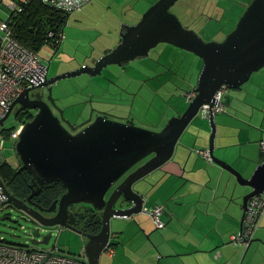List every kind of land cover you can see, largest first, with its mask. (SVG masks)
Segmentation results:
<instances>
[{
    "label": "water",
    "instance_id": "1",
    "mask_svg": "<svg viewBox=\"0 0 264 264\" xmlns=\"http://www.w3.org/2000/svg\"><path fill=\"white\" fill-rule=\"evenodd\" d=\"M178 1L158 0L142 14L137 23L124 25L121 42L99 58L94 66L83 65L79 69L47 78L38 87L26 89L0 122L1 127L17 105L37 111L34 118L24 124L16 144V153L22 162L19 171L26 170L33 180V191L28 203L33 204L32 198L40 194L43 185L61 182L66 188V192L57 200L61 204L58 214L50 218H43L40 212L15 197L0 177L3 189L1 201L20 209L31 218L24 219L34 224L45 228L61 227L82 236L84 257L89 264H100L112 235L114 219L146 214L147 195L143 189H135V184L172 160L178 142L197 118L201 107H214L215 94L223 85L230 89L241 88L254 73L264 68V0H252L235 28L222 41L208 42L195 30L185 28L179 16L171 10ZM162 43L191 52L203 60V66L196 85V98L189 103L184 113L171 118L159 131L142 128L135 122L97 117L92 124L73 135L61 124L60 118L54 114L51 105L43 100L41 93L30 94L38 88L49 86L48 98L57 106L53 98V86L58 81L82 74L101 75L103 68L137 56H148L151 49ZM45 67L47 71L50 69V60L45 62ZM209 123L212 130L210 158L230 173L224 188L225 192L231 188V200L243 210L239 229L241 233L249 212V200L264 191V161L246 178L241 171L214 155L216 125L212 112ZM167 172L170 176H177L173 171ZM238 187L251 188V192L242 195L243 190ZM82 203L91 206L88 212L92 215L84 220V226L98 224V232L90 233L74 227L76 215L69 212V206ZM61 214H68L71 220H61ZM4 219L10 218L7 216ZM13 222L17 223L18 220ZM35 236L39 237L40 234L36 233ZM50 239L51 235H48L36 243L49 244ZM253 241L250 240L247 247Z\"/></svg>",
    "mask_w": 264,
    "mask_h": 264
},
{
    "label": "crops",
    "instance_id": "2",
    "mask_svg": "<svg viewBox=\"0 0 264 264\" xmlns=\"http://www.w3.org/2000/svg\"><path fill=\"white\" fill-rule=\"evenodd\" d=\"M138 1L92 0L87 5L88 10L107 12L102 16L108 19L105 27L109 46L103 49L112 50L120 42L121 28L140 20L146 8L134 6ZM0 10L7 13L6 18L10 14L5 6L0 5ZM114 89L120 91L116 85ZM192 89L196 85L192 84ZM225 104V112L214 114V155L249 178L264 161L260 152V141L264 139V68L244 86L230 91ZM200 113L201 109L197 117H203ZM209 118L203 117L208 122ZM195 120L182 135L172 160L134 186L146 193L145 208L163 206L166 227L157 231L145 213L114 219L109 247L115 254L110 256L104 251L100 264H264V215L249 247L231 243V237L239 233L243 210L231 200V188L225 192L224 183L230 173L195 154V149H199L196 146L210 148L212 134L210 126ZM167 171L177 176H170ZM164 182L172 185L163 188ZM238 188L243 190L242 195L251 192V188Z\"/></svg>",
    "mask_w": 264,
    "mask_h": 264
},
{
    "label": "rangeland",
    "instance_id": "3",
    "mask_svg": "<svg viewBox=\"0 0 264 264\" xmlns=\"http://www.w3.org/2000/svg\"><path fill=\"white\" fill-rule=\"evenodd\" d=\"M157 1L158 0H140L138 3L134 4V6H138L137 8L144 7V9L146 8L147 10ZM245 2H248V0H180L172 10L174 12L178 11L179 13L185 10V12L182 13L183 17H185L183 19L185 24L191 21L192 28L197 29L196 31L205 41H222L226 35L232 31L240 16L246 10ZM88 8L89 6L84 8L83 13H81V11L73 12L69 17L68 23L62 32V53L53 59L51 74L60 75L65 72L79 69L82 66L78 67L77 62L79 61L76 59L77 57L81 58L83 55L85 56L86 53L92 50V46L96 48L98 46V50L103 49L105 46H109L107 35L109 32L105 27L108 23V19L102 16L107 12L98 9L88 10ZM144 9L139 10V14H141ZM6 16L7 13L0 10V18L4 19ZM193 17L197 22L193 21ZM213 17H220L222 20L219 19L218 22H213ZM208 21L209 23L203 26ZM93 30L95 33L92 32ZM101 42H103L104 45L100 46ZM157 49L165 51L164 54L167 56L177 48L162 43ZM52 52V49L48 46H45L41 51L40 57L44 63L48 60L47 58H49L48 56L52 54ZM156 53L154 54L156 55ZM99 54L100 53L95 52V55L100 56ZM185 62L187 63V68L191 72L188 73L183 81L176 82H171L166 78L162 80L154 78L147 81V76L143 78V74L130 76L129 70H124L115 65L110 66L112 72L108 74L112 75L121 85H128L130 91H137V94L140 95V97L138 95L137 98L136 96L133 98L131 96V100H129L125 94H123L124 100H120L117 95L120 92L119 90L113 89V86L107 85V81L103 83L102 80L104 79H101L102 77L100 75L91 76L89 74L62 79L55 83L53 86V98H61L59 104H62V106L65 105L68 107V105H70L71 107H76L75 113L68 114L69 118L72 120H77L79 118L78 120L82 121L83 118H88L92 106L93 108H103L106 111H115L125 118L129 115L127 113L131 112L132 115H129V117L134 118L137 116V124L142 128L159 131L162 129L164 123L168 122L177 114L185 112L189 106V102L183 94L191 90L192 84L197 85L198 77L203 66L202 59L190 54L186 57ZM74 63L75 65L73 66ZM102 86H105V88L103 89ZM109 89H111L112 92L107 94ZM232 90L234 89H230V91ZM254 91H256V89ZM112 94H115V98L109 97ZM19 110L17 106L0 128V145L2 141H4L6 149L12 147V141L6 136V132L12 128L18 127L20 124V121L16 119V112ZM32 113L35 114L36 110H32ZM196 120L210 126L208 120L203 119L202 116L197 117ZM187 138L190 140L189 135H187ZM192 139V142L196 140L195 137ZM191 147L192 145L190 148ZM196 147L204 149L203 147ZM195 154L201 157L196 152ZM5 157L10 167H19L16 150H6ZM201 159H203V157H201ZM207 163L210 164L211 162ZM203 169H205V167H203ZM176 183L178 184V180ZM170 184L172 185V182H168L167 184L164 182L163 188L170 186ZM7 216H9L10 219H4ZM14 220H18V222L15 223L13 222ZM36 233H39L40 236L36 237ZM48 235H51L49 244L36 243L42 241L43 238ZM0 240L18 245L35 247L40 250H51L56 247L65 253L70 251L72 254H80L83 251L82 236L65 228H45L32 223L31 220H25L16 208L2 202L1 198Z\"/></svg>",
    "mask_w": 264,
    "mask_h": 264
},
{
    "label": "built area",
    "instance_id": "4",
    "mask_svg": "<svg viewBox=\"0 0 264 264\" xmlns=\"http://www.w3.org/2000/svg\"><path fill=\"white\" fill-rule=\"evenodd\" d=\"M32 0H0V5L5 6L10 14L7 18H0V122L8 114L11 105L31 87H38L46 80V67L40 54L22 45L15 36L12 26V15H18L25 11V8ZM47 7L72 14L81 11L92 0H39ZM54 31L50 33V36ZM63 39V36H62ZM229 93V87L223 85L215 94L216 104L210 108L209 105L201 107V115L210 117V113H221L226 111L225 96ZM184 97L192 102L197 96V90L192 89L185 92ZM25 123H20L18 127L12 129L9 139L12 141V147L5 148L4 141L0 145V165L7 161L5 157L6 150H16V144L20 139L21 132ZM1 128V127H0ZM195 152L208 162L210 150L195 149ZM260 152L264 156V139L260 141ZM17 154V153H16ZM18 156V155H17ZM3 193L0 184V197ZM249 212L244 221V227L241 233L232 236V244L235 246L245 245L253 239L255 230L264 215V191L252 197L248 203ZM156 229L161 230L166 227L162 220L164 208L161 205H154L152 208H145ZM107 245L110 256H114V250ZM0 264H89L86 258L79 259L71 256L59 248L54 247L51 250H40L35 247L18 245L0 240Z\"/></svg>",
    "mask_w": 264,
    "mask_h": 264
},
{
    "label": "flooded vegetation",
    "instance_id": "5",
    "mask_svg": "<svg viewBox=\"0 0 264 264\" xmlns=\"http://www.w3.org/2000/svg\"><path fill=\"white\" fill-rule=\"evenodd\" d=\"M251 1L252 0H248V2H245L246 8L251 3ZM183 12H185V10H183ZM174 13H176L179 16L180 21L185 28L192 29L195 31L197 30L195 28H192L193 26L191 24V21H188L189 23L185 24V22L183 20L185 17H183L182 13H179L178 11L174 12ZM219 19L222 20V18H220V17H213L212 18L213 22H218ZM212 20H209V21H212ZM193 21L197 22V20H195L194 17H193ZM209 21L206 22L203 26L208 24ZM203 26H202V28H203ZM122 29H123V27L121 28V30ZM118 36H119V40L121 42V32ZM166 45H170V44H166ZM170 46H173V45H170ZM49 47L52 49L53 52H52V54H50L48 56L49 57V58H47L48 60H46V61L50 60V69L48 71L46 70V79L55 76L54 74H51V64L53 62V59L57 55L62 53V51H61L62 44H60V46H58L57 48L56 47L54 48V43H53V44H50ZM157 47L151 49L148 56H137L135 59L124 60V61L116 64L115 66H118L119 68H123L124 70H129L130 76L131 75L136 76V75H142L143 74V78L147 76L146 77L148 79L147 81H150L151 79H154V78H157L160 80H162L163 78H166L167 80H170L171 82L183 81L186 78V76L188 75V73L191 72L187 68V63L185 62V60H186V57L192 53L173 46L177 49L172 51V53H170V55L168 54L167 56H165V54H164L165 51L159 50V49H157ZM91 48H92V50L89 51L88 53H86L85 56L83 55L81 58H79V57L76 58L79 61V62H77L78 67L83 66V65L94 66L99 58H101L103 55H105L111 51L110 49L98 50V47L96 48L95 46H92ZM95 52L100 53L99 54L100 56L95 55ZM154 53H156V55ZM192 55H194V54H192ZM195 57H197V56H195ZM197 58H199V57H197ZM74 65H75V63L73 64V66ZM110 66H112V65H109V66L102 69L101 75H100L102 77L101 79H104V80H102V82L105 83V81H107L106 82L107 85L113 86V89H114V85L118 86L120 88V92L117 95L119 96L120 100H124L123 94L127 95L129 100H131L135 96L137 98V96L139 95V94H137V91H130L128 89V85H126V86L121 85L117 80L114 79V77L112 75L108 74V73L112 72V70H111L112 68H110ZM48 88H49V86L46 88H38V89L30 92V94L41 93L43 100L51 105L54 114L60 118L61 124L69 132H71L73 135L78 134L79 132L84 130L87 126L92 124L96 120L97 117H103L106 119L115 120L118 122H125V123L135 122V124L137 126L139 125V124H137L138 122L136 121L137 116H135L134 118L129 117V115H132L131 112L127 113L129 115L125 118V117H122L119 113H117L115 111H113V112H112V110L106 111L103 108H99V107L93 108L92 106H91L92 110L90 112V115L88 116V118H90V119L83 118L82 121H80V120H78L79 119L78 118L77 120H72L71 118H69L68 114L75 113L76 107H74V106L71 107L70 105H68V107L65 105L62 106V104H59V101L61 100V98L55 99L57 106H54L48 98V93H49ZM111 92H112V90L109 89L107 94H110ZM112 95H110L109 97L115 98V94H112ZM131 96H132V98L130 99ZM139 97H140V95H139ZM31 99H35V97H31ZM135 101H134V103H135ZM17 106L19 107V109H24L19 105H17ZM86 107H88V106H86ZM84 111H85V109H84ZM36 113H37V111H36ZM36 113L34 114V116L36 115ZM62 115H63V117H62ZM166 123L163 124V127H164V125H166ZM18 160H19V167L17 168V171H18L17 173L20 175H23V174L26 175L27 180L29 181V188H30L31 193H32V191H33L32 190V186H33L32 176L26 170L19 171V168L22 166V162H21L19 157H18ZM135 169L136 168L129 171V173H127L122 179H120L116 185H118L120 182H122L127 177V175L130 174ZM57 186L62 188V190H63L62 194L56 195V197H53L49 201H47L46 198L44 199L45 193H46L45 192L46 188L48 187L49 189H54ZM65 192H66V188L64 187V185L61 182H53L51 184L41 186L40 194L36 197H33L31 200L33 202V204H29L27 201L28 197L31 193L28 194L27 196H23V197H20L18 199L25 202L29 208L35 210L36 212H40L41 216H43V218H50V217H53V216L58 214V212L61 208V204H60V202H57V200L59 198H61V196ZM6 203L9 204V206L14 207V205H12L8 202H6ZM90 207H91L90 205L83 204V203L82 204H71L69 206V212L70 213L73 212L76 215V222L74 223V227L83 229L84 231H87L90 233H94V232H96V230L99 227L98 224H96V227H94V225L89 226V227L84 226V220H87L88 218H90L92 216L90 214V212H88ZM14 208H16L21 213L23 218L24 217L30 218L27 214L23 213L17 207H14ZM49 210H51V211H49ZM60 219L63 221L67 220L69 222L71 220V217H69L68 214H61ZM82 241H84V238ZM82 245H83V242H82Z\"/></svg>",
    "mask_w": 264,
    "mask_h": 264
},
{
    "label": "trees",
    "instance_id": "6",
    "mask_svg": "<svg viewBox=\"0 0 264 264\" xmlns=\"http://www.w3.org/2000/svg\"><path fill=\"white\" fill-rule=\"evenodd\" d=\"M70 15L71 14L51 9L39 0H32L31 3L26 6L24 12L18 15H12L11 18L17 40L22 45L40 54L45 46L49 47L50 44L54 43V48H57L62 44V32L68 23ZM52 31H54V34L50 36ZM33 118L34 114L30 110L20 109L16 112V119H18L20 123H26ZM12 129L6 132L8 138ZM17 172V168L10 167L7 161L0 165L1 179L8 190L15 197L20 198L30 194L31 190L26 175H20ZM45 192L44 199L46 198L47 201H49L53 197H56V195H61L63 190L58 186L54 189H49L47 187ZM93 225L96 227L95 223H93ZM98 230L99 227L96 232H98ZM67 254L79 259L85 258L84 250L80 254H72L70 251Z\"/></svg>",
    "mask_w": 264,
    "mask_h": 264
}]
</instances>
